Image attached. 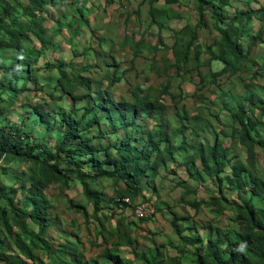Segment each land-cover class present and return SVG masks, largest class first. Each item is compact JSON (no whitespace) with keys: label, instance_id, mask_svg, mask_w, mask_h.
Segmentation results:
<instances>
[{"label":"trees","instance_id":"trees-1","mask_svg":"<svg viewBox=\"0 0 264 264\" xmlns=\"http://www.w3.org/2000/svg\"><path fill=\"white\" fill-rule=\"evenodd\" d=\"M159 1L150 0L149 15L151 23L162 29L175 14L171 9L154 7ZM56 2L57 0L18 1L22 16L27 17L28 21L15 16L11 7L2 5L1 2L0 57L5 58V62L0 61V74L4 77V81L0 82L2 90L14 91L13 82L30 76L32 64L37 63L40 55L51 46V42L45 40L43 31L46 16L50 13L47 5ZM178 2L179 0H166L168 6ZM195 2L200 15L198 24L176 31L175 42L171 47L159 38V43L165 50H172L174 63L166 65L163 70L157 63H152L144 71L159 77L165 76L167 79L161 86H131L129 95L116 96L111 90L123 79L118 63H115V71L105 75L108 90L96 88L93 80L83 75L87 68L78 69L73 66V72L83 81L81 84L75 82L67 73L68 66L48 65V69L57 70L59 73L57 88L61 99L72 102L71 106L56 114L59 122L54 148L49 147L48 143L36 141L32 133L25 132L20 127L0 126V161L8 157L13 161L28 164L27 169L13 176L21 182L18 187L0 185V225L7 234L6 238L17 247L19 258L22 255L32 264H128L120 248L131 245L133 253L145 264H167L160 246L138 253L139 249L132 245L134 239L129 233V227L124 226L123 222H119L110 232V236L119 237L113 242L114 246L106 247L98 259H87L79 236L73 238L70 232H65L60 223L54 224L53 220H50L45 190L53 183L69 187L72 181L80 182L84 194L93 206L92 215L99 221V233L108 240L104 221L98 215L102 202L106 201L104 192L95 186L98 181L107 178L114 182H123L125 186L118 193L117 203L129 206L133 203L132 200L143 192L144 183L153 178V172H158L163 166L174 162L179 153H184L187 157L183 162H186L190 175H195L193 166L200 162L202 168L198 170V175L201 176V181L211 179L224 198L232 201L231 205L236 211L234 221L238 225L236 236L227 238L226 244L221 237L214 238L213 235L204 240L202 236L187 235L178 220L173 219L175 230L182 239L195 243L197 264H264V172L252 171L256 169L258 149L264 152V135L258 138L254 135L257 121L252 116L255 110H259L264 117V97L248 95L244 98L248 105L239 103L235 110L227 107L238 127L233 136L237 137L246 149L247 163L240 159L232 161L230 150L220 135H217L214 142H206L203 138L205 144L202 141L188 140L186 122H197V118L178 113L182 125L173 131L184 137L180 145L175 142V135L158 122L162 121L163 115L170 109L165 98L170 96L178 100L173 93L174 77L180 76L186 82L192 68L198 71L201 78L197 90L203 91L215 85L221 76L234 77L243 70L250 54L244 43L251 39V48L264 37V0L259 9H240L232 15L224 14L232 0ZM72 12L75 17L65 26L71 36H74L79 33L81 26L90 24L85 20L84 9L72 7ZM209 12L216 20L215 27L221 32L222 38L217 46L204 49L199 43L200 30L208 28L206 19ZM253 18L258 19L261 24L257 36L252 34ZM77 23V29H74ZM29 33L41 38L42 47L39 50L29 52V49L25 48L23 43ZM142 44L143 41H140V44L134 47L135 56L140 53ZM206 53L210 58L203 60ZM110 58L115 57L112 55ZM215 61L223 63L224 68L221 71H212L210 74L202 71L204 67L213 68ZM171 68L176 69L174 74L168 73ZM82 85L85 87V93H79ZM80 101L84 102L81 114L76 107V103ZM249 112L252 116L248 115ZM152 123L153 126L150 127ZM200 133H204L203 130L197 129L193 132L194 136ZM106 139L108 143L104 142ZM226 186L235 192L234 198H228L229 194L224 190ZM19 193L25 198L16 202ZM124 198H129L132 202H126ZM258 198L262 202L260 206L254 203ZM5 200L6 205L2 203ZM213 202H221V199L214 197L210 202L196 199L194 205L199 209L203 204L212 205ZM72 205L89 216L87 205L83 202H73ZM6 206L10 207L13 215H9ZM56 225L59 227L56 228ZM15 227L18 228V233L14 231ZM52 230L56 231V234L51 235ZM8 239L0 237V263L28 264L23 260L14 262L7 255ZM206 243L207 252H204L203 246ZM181 251L182 255L187 253L183 249ZM43 255L49 259L44 260ZM169 264H184L183 256L174 258V262Z\"/></svg>","mask_w":264,"mask_h":264},{"label":"rangeland","instance_id":"rangeland-1","mask_svg":"<svg viewBox=\"0 0 264 264\" xmlns=\"http://www.w3.org/2000/svg\"><path fill=\"white\" fill-rule=\"evenodd\" d=\"M18 1L24 0H0V5L3 2L2 5L11 7L15 16L28 21L27 17L22 16ZM262 5L263 0L258 2L232 0L224 14L232 15L240 9H259ZM153 6L158 9H171L175 14L162 29L151 23L150 0H57L55 4L47 5L50 13L46 16L43 36L46 41L51 42V46L40 55L37 63L32 64L30 76H24L13 82L14 91L0 88V126L20 127L25 132L32 133L36 141L48 143L49 147L54 148L58 138L59 122L56 114L71 106L72 102L61 99L57 88L59 73L57 70L48 69V65L68 66L67 73L75 82L81 84L83 81L73 72V66L78 69L87 68L83 75L91 78L96 88L108 90L105 75L108 74L107 72L115 71V63H118L119 73L123 75V79L111 90L116 96L129 95L131 86L140 85L144 88L161 86V83L167 79L165 76L159 77L144 72L152 63H157L162 70L166 65L174 63L172 50H165L159 43V38L161 37L163 42L171 47L175 42V32L186 26L195 27L200 15L195 0H179L178 3L169 6L166 0H160ZM72 7L84 9L85 20L90 24V26H81L78 29L79 33L74 36H71L65 26H68L75 17ZM206 21L209 26L200 30L199 39L204 49L217 46L222 38L221 32L215 27L216 20L210 12ZM77 26L78 23L74 29H77ZM222 27L224 28V24ZM251 27L253 36H257L261 29L260 21L253 18ZM140 41H143V44L140 53L135 56L134 47L140 44ZM250 43L251 39L244 43L250 54L243 70L234 77L221 76L215 85L203 91L197 90L201 78L198 71L192 68L189 70L186 82L180 76L174 77L173 93L178 100L170 96L165 98L170 109L163 115L162 121L158 122L175 135V142L178 145L182 144L184 137L180 133L175 134L173 130L182 125L181 117L178 115L182 113L199 120L194 123L186 122L188 140L202 141L205 144L203 138L206 142H214L217 135H220L230 150L232 161L240 159L247 163L246 149L239 143V139L233 136L234 130L238 127L227 107L235 110L239 103L248 105L244 100L248 95L264 97V37L251 48ZM23 44L29 52L42 47L41 38L32 33L28 34ZM112 55L115 58H110ZM208 58H210L208 53L203 55V60ZM0 61L5 62V58L0 57ZM223 68L222 62L215 61L213 68L204 67L202 71L210 74L212 71L219 72ZM175 71V68H171L168 73L174 74ZM1 81H4L2 74H0ZM80 92H86L83 85L79 89ZM83 105V101L76 103L79 114ZM248 115L252 116V113L249 112ZM252 117L257 121L254 135L258 138L264 135V117L259 110H255ZM152 126L153 123L150 127ZM197 129L203 130L204 133L194 136L193 132ZM104 142L108 143V140ZM185 157L186 154L179 153L174 162L163 166L158 172L152 171L153 178L144 183L143 192L132 200L133 203L129 206L117 203L118 193L125 186L123 182H114L107 178L98 181L95 186L101 189L106 197L98 215L104 221L108 240L99 233V221L92 215L93 206L78 181H72L69 187L53 183L46 188L50 220H53L54 224L60 223L65 232H70L73 238L79 236L87 259H98L106 247L114 246L113 242L119 237L110 236V232L119 222H123L124 226L129 227V233L134 239L132 245L139 249L138 253L160 246L167 264L173 263L174 258L182 256L184 264H197V256L194 254L195 243L182 239L175 230L173 219L178 220L187 235L202 236L203 240L213 235L214 238L221 237L226 244H228L227 238L236 236L238 225L234 221L236 211L231 205L232 201L224 198L223 193L211 179L206 182L201 181L202 178L198 175V170L202 168L200 162L197 166H193L195 175H190L186 162H183ZM27 167V163L5 157L0 161V185L18 187L21 182L13 176L23 172ZM252 171L264 172V152L261 149H258L256 169ZM188 189L192 191L188 192ZM224 190L229 194L228 198L232 199L235 192L227 186ZM214 197L220 198L221 202H213L212 205L205 203L199 209L194 205L196 199L210 202ZM24 198L25 196L19 193L16 202ZM73 202L86 204L89 216L74 208ZM2 203L5 204L7 201ZM254 203L257 206L262 205L260 198L255 199ZM139 208H142L144 216L138 211ZM6 209L9 215H13L9 206H6ZM14 231L18 233L19 230L15 227ZM220 231L222 233H219ZM50 233L53 235L56 231L52 230ZM0 237L8 239L1 225ZM207 245L206 243L203 246L204 252H207ZM7 247V255L14 262L23 260L32 264L22 255L19 258L17 247L9 239ZM181 249L187 253L182 255ZM120 251L127 258L128 264H145L133 253L131 245L121 247ZM40 253L42 254V251ZM42 257L46 261L49 259L46 255Z\"/></svg>","mask_w":264,"mask_h":264},{"label":"built area","instance_id":"built-area-1","mask_svg":"<svg viewBox=\"0 0 264 264\" xmlns=\"http://www.w3.org/2000/svg\"><path fill=\"white\" fill-rule=\"evenodd\" d=\"M124 200H125L126 202H131V200H129V198H124ZM138 211L140 212V214H142V216L145 215L144 212L142 211V208H139Z\"/></svg>","mask_w":264,"mask_h":264}]
</instances>
